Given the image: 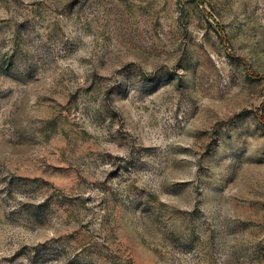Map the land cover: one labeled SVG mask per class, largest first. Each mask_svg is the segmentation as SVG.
<instances>
[{
	"label": "rangeland",
	"instance_id": "374dc122",
	"mask_svg": "<svg viewBox=\"0 0 264 264\" xmlns=\"http://www.w3.org/2000/svg\"><path fill=\"white\" fill-rule=\"evenodd\" d=\"M0 264H264V0H0Z\"/></svg>",
	"mask_w": 264,
	"mask_h": 264
}]
</instances>
